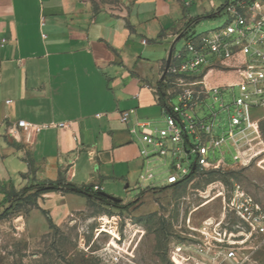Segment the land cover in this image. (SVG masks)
Returning a JSON list of instances; mask_svg holds the SVG:
<instances>
[{
    "label": "crops",
    "instance_id": "0c3cea01",
    "mask_svg": "<svg viewBox=\"0 0 264 264\" xmlns=\"http://www.w3.org/2000/svg\"><path fill=\"white\" fill-rule=\"evenodd\" d=\"M228 2L0 0L3 206L9 207L11 193L28 182L64 179L108 194L122 182L127 188L138 185L137 198L128 204L181 185L183 181L170 184L169 174L165 186L153 183L149 165L155 154L141 141V124L160 129L162 105L169 106L175 96H169L170 89L158 90L169 52L183 56L174 54L176 44L201 35L194 32L196 24L219 15ZM181 78L171 77L175 82ZM123 112L128 113L124 123ZM19 121L40 131L19 129L20 140H14L7 130ZM253 167L264 172L263 154ZM87 202L61 191L38 194L26 215L30 233H43L50 223L61 226L84 211ZM191 222L195 226L201 220Z\"/></svg>",
    "mask_w": 264,
    "mask_h": 264
},
{
    "label": "rangeland",
    "instance_id": "374dc122",
    "mask_svg": "<svg viewBox=\"0 0 264 264\" xmlns=\"http://www.w3.org/2000/svg\"><path fill=\"white\" fill-rule=\"evenodd\" d=\"M234 1L229 0V3ZM228 20L223 9L214 18L201 19L194 32L196 35H211L224 28ZM256 38L251 34L244 41L251 43ZM185 48L186 40L181 39L174 54L185 53ZM211 62H214L213 58L208 55L207 63L189 75L191 81H197L195 95L200 103L195 107L193 119L213 123V138L226 139L231 127L230 117L237 113L235 100L247 93L251 98L246 101L251 106L248 109L249 125L243 127V134L236 139L234 146L242 154L241 161L234 159L233 147L223 143L209 153V158H224L227 165L201 171L175 188L151 192L147 199L142 197L133 204L128 202L137 198L139 186L127 188V182H122L113 194L101 190L119 199L120 203L88 201L84 211L73 214L59 227L49 224L43 233H30L26 215L37 201L38 188L46 182H28L18 192L11 193L9 207L5 208L0 202V264H197L196 255L184 247L191 240L183 232L187 221H190L189 226H194L191 219L202 221L219 216L221 200L209 201L217 191L224 189L227 192L232 184H238L264 209V172L253 167L254 161L264 155V106L253 97V86H248L245 93L238 87H229L241 80V58L209 65ZM255 64L264 67L258 62ZM255 75L264 77V69ZM175 83L178 82L170 78L161 83L158 90L170 89L169 96L175 95L179 92ZM168 103L169 106H178V96L171 97ZM243 109L240 107L241 111ZM177 124L183 136L188 137V142L184 137L187 149L180 156H173V150L183 147V143L173 145L168 137L165 141L167 156L154 153L149 166L157 187L165 186L164 179L171 170L181 173L197 160L195 153L190 158L187 154L191 146L198 145L189 132L188 121H177ZM157 125L160 129H167L165 118ZM143 184V187L149 185L148 182ZM147 205V210L136 209ZM34 230L39 231L40 227ZM243 264H264V239Z\"/></svg>",
    "mask_w": 264,
    "mask_h": 264
},
{
    "label": "built area",
    "instance_id": "2783aa9c",
    "mask_svg": "<svg viewBox=\"0 0 264 264\" xmlns=\"http://www.w3.org/2000/svg\"><path fill=\"white\" fill-rule=\"evenodd\" d=\"M229 21L226 26L213 34H201L197 38L186 43L183 56H172L170 65L165 72L163 83L173 76L181 77L176 84L178 91V106H168L163 104L161 111L165 118L167 129L146 128V124H141V141L152 148L153 153L160 156H167L166 140L170 138L173 145L183 143V147L178 146L172 152L173 156L187 149L184 141L188 142V137L177 124V121L184 123L188 121L189 132L198 145L191 146L187 151L190 158L192 153L197 155V160L189 169L184 168L181 173L170 171L168 182L174 184L185 181L196 176V171L215 170L218 167L227 165L224 158L210 160L209 153L219 148L221 144H229L235 152L234 159L241 161L242 154L234 149L236 139L243 134V127L249 125L248 109L246 104L250 96L245 93L248 86H253V97L259 100L264 106V77L255 75L262 69L255 62L264 65V0H235L227 3L224 7ZM255 34L256 39L247 43L244 39ZM210 55L214 62L222 63L242 59L240 64L241 80L229 86L238 87L245 94L242 98L235 100L237 113L230 117V129L227 138H213L214 124H206L205 121L193 119L195 107L199 105L198 97L195 95L197 81H188V76L207 63V56ZM177 82V81H176ZM217 100V97H215ZM243 106V111L240 107ZM221 108L224 106L221 104ZM128 113L121 114L120 121L126 122ZM63 126V124H59ZM32 128L34 132H39L40 128L31 127L24 121H19L15 125L8 127V135L19 141V129ZM237 144V143H236ZM143 156H148L146 150H142ZM190 180V179H189ZM225 192L219 190L209 200L219 198L222 203L220 214L217 218L207 217L197 226H187L183 232L188 241L184 247L192 250L197 257V264H243L256 251L264 239V209L262 205L238 184H232ZM102 188L95 186L93 191L102 192Z\"/></svg>",
    "mask_w": 264,
    "mask_h": 264
},
{
    "label": "trees",
    "instance_id": "16d2710c",
    "mask_svg": "<svg viewBox=\"0 0 264 264\" xmlns=\"http://www.w3.org/2000/svg\"><path fill=\"white\" fill-rule=\"evenodd\" d=\"M199 172L201 171H196V174ZM189 179L191 178H188L183 182H187ZM56 191L75 194V195L84 197L87 201H91V200L105 201L106 200L99 196L98 194L99 192L93 191V188L91 186H76L72 183L66 182L64 179H60L57 182H46L42 184L38 188L37 193L41 194V193L56 192ZM42 213L46 215L44 211H42ZM50 225L52 224L50 223Z\"/></svg>",
    "mask_w": 264,
    "mask_h": 264
},
{
    "label": "water",
    "instance_id": "95a60500",
    "mask_svg": "<svg viewBox=\"0 0 264 264\" xmlns=\"http://www.w3.org/2000/svg\"><path fill=\"white\" fill-rule=\"evenodd\" d=\"M171 57H172V50L169 52L168 57L166 59L164 73L162 74V79H164L165 72H166V70L168 69V67L170 65ZM98 194H99L100 197H102V198H104V199H106L108 201H111L113 203H120L121 202L119 199H116V198H114L112 196L106 195L103 192H99Z\"/></svg>",
    "mask_w": 264,
    "mask_h": 264
}]
</instances>
